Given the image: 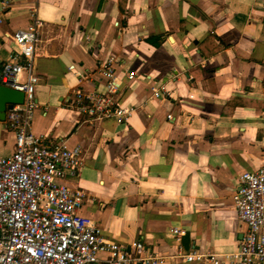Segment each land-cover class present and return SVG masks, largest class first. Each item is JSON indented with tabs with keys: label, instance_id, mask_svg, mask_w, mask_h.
I'll list each match as a JSON object with an SVG mask.
<instances>
[{
	"label": "crops",
	"instance_id": "obj_1",
	"mask_svg": "<svg viewBox=\"0 0 264 264\" xmlns=\"http://www.w3.org/2000/svg\"><path fill=\"white\" fill-rule=\"evenodd\" d=\"M9 2L0 4V67L35 11L41 77L31 130L82 148L78 171L61 178L90 191L81 213L111 241L143 242L162 264L237 251L246 225L231 195L242 171L264 166V0ZM108 58L122 104L135 108L123 124L68 109L78 89L107 92L99 69ZM152 87L167 93L149 100ZM14 142L0 120V157ZM99 258L93 264H105Z\"/></svg>",
	"mask_w": 264,
	"mask_h": 264
},
{
	"label": "built area",
	"instance_id": "obj_2",
	"mask_svg": "<svg viewBox=\"0 0 264 264\" xmlns=\"http://www.w3.org/2000/svg\"><path fill=\"white\" fill-rule=\"evenodd\" d=\"M8 8L9 0H0ZM41 21L31 13L28 25L13 34L14 50L0 67V86L21 92V104L6 110L14 130V151L0 157V264H93L105 254V264H162L159 256L147 254L141 241L129 247L111 241L97 221L81 213L89 190L70 188L61 181L81 166L82 148L67 147L61 139L48 140L31 130L39 102L33 62ZM113 58L104 61L99 74L105 79V94L74 93L68 109L96 122L113 119L126 123L134 107L123 105L116 84ZM129 72L127 79H132ZM149 100L163 98L167 91L152 87ZM238 218L246 230L232 253L191 252L183 256L190 264H264V166L242 171L231 195ZM169 232L186 237L188 231L172 227Z\"/></svg>",
	"mask_w": 264,
	"mask_h": 264
},
{
	"label": "water",
	"instance_id": "obj_3",
	"mask_svg": "<svg viewBox=\"0 0 264 264\" xmlns=\"http://www.w3.org/2000/svg\"><path fill=\"white\" fill-rule=\"evenodd\" d=\"M21 92L0 86V120L5 119L6 110L12 105L21 104Z\"/></svg>",
	"mask_w": 264,
	"mask_h": 264
},
{
	"label": "rangeland",
	"instance_id": "obj_4",
	"mask_svg": "<svg viewBox=\"0 0 264 264\" xmlns=\"http://www.w3.org/2000/svg\"><path fill=\"white\" fill-rule=\"evenodd\" d=\"M33 73L36 74L38 76V78L40 79L41 74L39 72H37L36 67H35V62H33Z\"/></svg>",
	"mask_w": 264,
	"mask_h": 264
}]
</instances>
